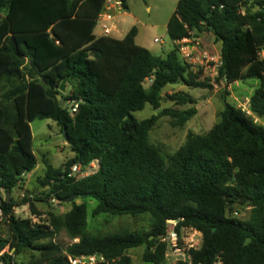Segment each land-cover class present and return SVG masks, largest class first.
Here are the masks:
<instances>
[{
    "label": "trees",
    "instance_id": "1",
    "mask_svg": "<svg viewBox=\"0 0 264 264\" xmlns=\"http://www.w3.org/2000/svg\"><path fill=\"white\" fill-rule=\"evenodd\" d=\"M121 2L127 10L129 0ZM104 3L0 0V192L10 194L9 202L7 196L0 202L6 216L0 226L10 232V239L0 237V264H16L23 250L31 252L29 264H69V257L93 255L109 264H134L130 252L140 248L143 264H166L162 239L171 220L179 221L178 230L192 228L202 236L189 262L179 264H264V125L257 121H264V1L179 0L167 24L175 47L166 57L137 45L136 27L122 40L97 38ZM250 3L258 9H248ZM193 33L221 44L216 84L252 80L257 86L249 97L250 114L222 96L219 123L206 134H189L166 155L150 133L162 116L184 127L197 113L195 100L175 94L170 99L176 105L192 107L165 109L143 121L133 114L146 105L159 110L169 86L213 88L180 56L178 43ZM65 79L69 91L61 108L57 95ZM44 119L53 120L62 135L66 131L74 154L65 169L43 161L38 180L49 189L46 200H95L94 218L150 215L149 234L91 235L87 203L74 202L65 225L79 242L63 248L55 241L62 228L57 215L51 213L50 226L16 215L12 193L38 165L30 124ZM94 161L95 174L68 177L73 165ZM236 209H248L249 217H234ZM30 210L36 213L34 205ZM8 246L12 254L3 253Z\"/></svg>",
    "mask_w": 264,
    "mask_h": 264
},
{
    "label": "rangeland",
    "instance_id": "2",
    "mask_svg": "<svg viewBox=\"0 0 264 264\" xmlns=\"http://www.w3.org/2000/svg\"><path fill=\"white\" fill-rule=\"evenodd\" d=\"M179 0H129L128 12L137 18L134 26L138 29L136 37V44L148 49L152 54L159 57H166V55L174 49V44L170 40L167 32V24L171 16L174 14ZM150 7V11H148ZM251 11H256L257 6L251 3L248 6ZM241 13L243 16L247 14L245 7H242ZM130 24L126 25V29ZM130 28V27H129ZM158 39L160 42H154ZM193 43H199V52L195 54L197 59L196 64H190L191 69L195 73H200L201 81H209L213 86L212 89L190 88L185 85H175L167 87L161 95V108L154 110L150 105L133 115L140 121L148 119L153 115H158L165 109L173 110H187L191 105H176L171 101L170 97L175 94H188L195 100L196 115L190 119L184 127L174 126V120L169 116H162L157 121V124L150 133L151 143L166 154H174L187 141L189 134L203 135L209 132L219 121L224 110V101L222 96L242 108L245 112L250 114L249 97L253 94L257 82L249 80L245 82H237L231 85L216 84L218 75L214 76L213 70H218L220 65L221 44L215 40L211 35L192 34L190 39ZM207 54L206 56L204 54ZM181 56V55H180ZM264 56V55H263ZM203 63V66H201ZM209 67V68H208ZM264 125V121L257 120ZM31 130L33 134V147L35 155L38 159L39 167L36 173L13 191L12 197L17 203L16 215L20 218L34 219L36 225H51V213L57 215L61 222L62 228L58 233L55 241L63 248L79 242V239H73L65 225V220L73 203H53L51 199L46 200L48 188H42L39 183V177H42L45 170L44 160H47L55 168L65 169L66 164L74 158L69 146H67L61 129L57 124L50 119L36 120L31 123ZM27 193L32 195V201L27 205L21 195ZM83 202L88 205L87 225L88 232L91 235L106 236L111 234H118L123 232H139L149 234L151 230L152 217L150 215H142L139 217L129 216H110L101 215L93 217V211L97 206L95 200H81L77 199L76 204ZM30 205H34L36 213H32ZM237 213V215L235 214ZM234 217L244 220L249 217L248 209L234 210ZM32 217V218H31ZM184 234L193 239L195 243H200L201 234L193 230H184ZM0 237L10 239V232L7 225L0 226ZM144 248L133 250L130 252L134 264H143L142 255ZM9 246L5 253L12 254ZM31 260V252L21 251L15 256L16 264H29Z\"/></svg>",
    "mask_w": 264,
    "mask_h": 264
},
{
    "label": "built area",
    "instance_id": "3",
    "mask_svg": "<svg viewBox=\"0 0 264 264\" xmlns=\"http://www.w3.org/2000/svg\"><path fill=\"white\" fill-rule=\"evenodd\" d=\"M104 8L102 13L99 15L97 20V26H100L105 35L108 37L112 36L113 30L111 26L108 24L109 21L113 19V16L117 14L124 13V8L121 0H104ZM260 1V0H259ZM264 1V0H263ZM156 43L160 41L155 39ZM179 52L182 60L187 64H196L197 59L195 54L199 52L198 46L199 43H193L190 39H184L183 41L178 43ZM207 55L206 53L204 54ZM203 66V63H201ZM221 65V62H220ZM219 65V67H220ZM209 68V67H208ZM214 76L218 75V70H213ZM77 106L71 110L72 113L76 111ZM98 170V161H94L87 166L82 165H73L70 168L69 178H74L76 180H80L86 178L90 175H93ZM26 177V175H24ZM22 198L32 199V195H28L24 193L21 195ZM6 199V193L0 192V202ZM53 203H58V200L53 198L51 199ZM237 215V213H235ZM32 218V217H31ZM6 219L4 211L0 204V222H3ZM32 220V219H31ZM34 224H36V220H32ZM179 221H168L166 234L162 239V243L167 245V252L165 254V263L166 264H179L181 262H189L190 260V251L197 250L200 247V243H195L193 239H189L185 234L184 230H193L192 228H181L178 230ZM196 232V231H195ZM6 252V249L3 253ZM2 253V254H3ZM1 254V255H2ZM69 264H100L105 263L109 264V262L101 255H93V256H82L78 258H68ZM220 264V263H217Z\"/></svg>",
    "mask_w": 264,
    "mask_h": 264
},
{
    "label": "crops",
    "instance_id": "4",
    "mask_svg": "<svg viewBox=\"0 0 264 264\" xmlns=\"http://www.w3.org/2000/svg\"><path fill=\"white\" fill-rule=\"evenodd\" d=\"M128 9H129V6H128ZM128 9L124 10V13H122V14H117L116 13L113 16V19L108 22V24L111 26V28L113 30V34L110 37H112L114 39H117V40H122V39L125 38V36L129 33V31L133 27H136L134 25L137 22V18L134 17L131 13H129ZM148 11H150V7H148ZM128 23L130 24V26H129L130 28L128 27V29H126V25ZM94 35L97 38L107 37V35L104 34V32H103V30H102V28L100 26H96V28L94 30ZM141 47H143V46H141ZM68 91H69V87L67 86L66 93ZM30 127H31V124H30ZM38 165H39V163H38ZM38 165H37L36 169L33 172H31L30 174L26 175L25 180L31 178L36 173V171L38 170V167H39ZM15 213H16V208H15Z\"/></svg>",
    "mask_w": 264,
    "mask_h": 264
},
{
    "label": "water",
    "instance_id": "5",
    "mask_svg": "<svg viewBox=\"0 0 264 264\" xmlns=\"http://www.w3.org/2000/svg\"><path fill=\"white\" fill-rule=\"evenodd\" d=\"M67 83H68V79H65L61 83L60 88H59L60 93L57 95V99L59 100V105L61 108H65V106H66V101L62 98V94H65L67 91ZM63 137H64V140L67 141L66 131H64ZM6 196L8 197L7 201L9 202L10 201V194L7 193ZM77 199H79V196L74 195V196H71L70 198L61 200V202L62 203H74ZM249 242H250V240L248 239L245 244H248Z\"/></svg>",
    "mask_w": 264,
    "mask_h": 264
}]
</instances>
